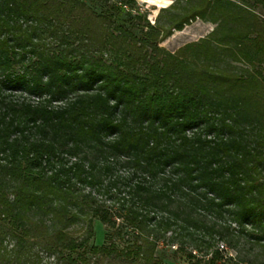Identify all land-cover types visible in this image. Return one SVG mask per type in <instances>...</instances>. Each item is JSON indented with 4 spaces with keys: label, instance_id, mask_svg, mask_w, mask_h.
<instances>
[{
    "label": "trees",
    "instance_id": "1",
    "mask_svg": "<svg viewBox=\"0 0 264 264\" xmlns=\"http://www.w3.org/2000/svg\"><path fill=\"white\" fill-rule=\"evenodd\" d=\"M169 1L0 0V264H264V0Z\"/></svg>",
    "mask_w": 264,
    "mask_h": 264
},
{
    "label": "rangeland",
    "instance_id": "2",
    "mask_svg": "<svg viewBox=\"0 0 264 264\" xmlns=\"http://www.w3.org/2000/svg\"><path fill=\"white\" fill-rule=\"evenodd\" d=\"M88 1V0H87ZM99 10L103 8L101 0H89ZM172 4L169 0H137V9L148 13V19L152 24L155 23L157 16L162 8ZM215 28L212 23H205L197 20L186 26L182 31H175L171 37L166 39L162 46L171 52H176L186 44L197 42L208 36ZM107 230L101 220L94 221V244L102 247L105 244ZM177 246H169L161 243L157 252V256L164 264H191L184 254L176 252ZM224 258L218 264H238L237 253L228 248L224 250Z\"/></svg>",
    "mask_w": 264,
    "mask_h": 264
},
{
    "label": "built area",
    "instance_id": "3",
    "mask_svg": "<svg viewBox=\"0 0 264 264\" xmlns=\"http://www.w3.org/2000/svg\"><path fill=\"white\" fill-rule=\"evenodd\" d=\"M221 248H222V249H224V250H227V248H226V247H224V246H221Z\"/></svg>",
    "mask_w": 264,
    "mask_h": 264
}]
</instances>
